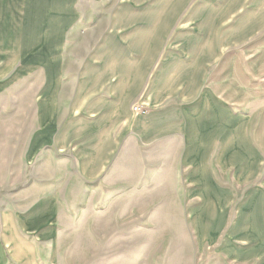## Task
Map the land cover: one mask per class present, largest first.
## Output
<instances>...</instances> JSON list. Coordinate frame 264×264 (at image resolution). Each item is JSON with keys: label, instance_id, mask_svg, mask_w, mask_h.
Segmentation results:
<instances>
[{"label": "crops", "instance_id": "1", "mask_svg": "<svg viewBox=\"0 0 264 264\" xmlns=\"http://www.w3.org/2000/svg\"><path fill=\"white\" fill-rule=\"evenodd\" d=\"M209 1L0 0L1 20L31 28L27 54L19 48L4 55L21 70L36 68L42 75L29 154L37 158L54 148L72 159L82 179L96 181L127 140L183 138L190 186H217L224 194L217 207L224 221L212 237L199 230L202 199L195 194L199 243L212 246L228 264H264V130L253 136L242 106L226 98L238 88L230 48L262 32L264 24L240 40L231 28L244 14L260 16L264 0H246L231 14L216 33L214 50L202 52V45L186 56L184 43L201 36L203 7L217 6ZM25 57L38 62L24 65ZM187 66L194 79L180 74ZM135 104L149 112L135 116ZM143 123L150 124L141 131ZM192 172L204 182L191 183ZM225 176L230 187L220 179ZM256 176L263 177L257 188L240 198L234 188L249 186ZM259 203L262 230L253 229L250 219ZM57 213L53 196L1 213L0 264L52 262Z\"/></svg>", "mask_w": 264, "mask_h": 264}, {"label": "rangeland", "instance_id": "2", "mask_svg": "<svg viewBox=\"0 0 264 264\" xmlns=\"http://www.w3.org/2000/svg\"><path fill=\"white\" fill-rule=\"evenodd\" d=\"M245 1H209L217 6L203 7L201 36L184 43V54L199 51L202 45V52L214 50L217 31ZM242 16L244 19L231 28L235 40L264 24V12ZM20 29L15 21L0 19V214L22 211L34 200L55 197L57 230L50 233L55 238L49 264H228L212 246H202L194 232V214L200 205L195 194L202 199L196 218L203 237H212L224 221L217 211L224 194L217 186H190L183 138L173 136L150 143L127 140L105 175L96 181L82 179L72 159L54 148L37 158L29 154L36 128L34 102L42 75L36 68L21 70L16 61L4 55V50L19 48L27 54L31 28ZM21 31L24 36L20 38ZM230 50L235 52L234 82L238 88L230 98L222 94L232 99L235 107L237 102L239 109L242 106L254 136L264 130V30ZM23 61L24 65L38 62L26 57ZM180 74L194 79L190 66ZM173 82L177 84V77ZM135 105L133 114L141 116L134 113ZM142 106L147 110L145 115L149 109ZM148 124H139V130L144 131ZM192 175L191 183L204 182ZM229 178L220 177L228 187ZM258 178L263 177L256 176L249 186L234 188L236 194L247 196L259 185ZM250 219L253 229L262 230L260 203Z\"/></svg>", "mask_w": 264, "mask_h": 264}, {"label": "built area", "instance_id": "3", "mask_svg": "<svg viewBox=\"0 0 264 264\" xmlns=\"http://www.w3.org/2000/svg\"><path fill=\"white\" fill-rule=\"evenodd\" d=\"M133 111L137 115H142L147 112V110L142 105H135Z\"/></svg>", "mask_w": 264, "mask_h": 264}]
</instances>
